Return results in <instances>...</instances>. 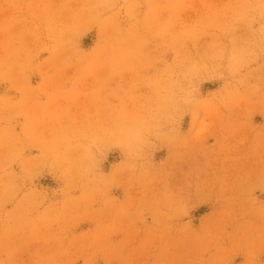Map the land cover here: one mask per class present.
<instances>
[{
    "label": "rangeland",
    "instance_id": "obj_1",
    "mask_svg": "<svg viewBox=\"0 0 264 264\" xmlns=\"http://www.w3.org/2000/svg\"><path fill=\"white\" fill-rule=\"evenodd\" d=\"M0 264H264V0H0Z\"/></svg>",
    "mask_w": 264,
    "mask_h": 264
}]
</instances>
